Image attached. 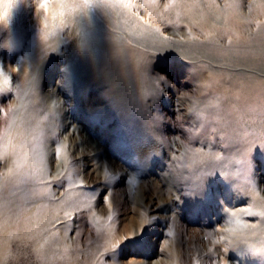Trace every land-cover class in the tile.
<instances>
[{"label": "rangeland", "instance_id": "374dc122", "mask_svg": "<svg viewBox=\"0 0 264 264\" xmlns=\"http://www.w3.org/2000/svg\"><path fill=\"white\" fill-rule=\"evenodd\" d=\"M251 1L237 0L239 21ZM133 2L96 0L70 40L49 43L34 61L33 6L14 29L21 39L0 29V208L7 190L24 196L26 209L54 207L52 220L65 218L54 236L78 264H220L206 252L222 245L225 264H251L260 243L246 239L245 220L257 221L238 212L247 200L232 197L236 180L263 191L264 92L252 103L235 96L240 83H264V35H256L264 19L255 16L245 41L232 29L197 38L179 19L157 22ZM227 11L221 3L218 14ZM137 63L145 83L128 106L109 88L123 86L122 66ZM172 170L179 176L170 184ZM21 172L33 176L22 186ZM155 191L171 196L166 211H153ZM10 241L3 264H42L30 238Z\"/></svg>", "mask_w": 264, "mask_h": 264}, {"label": "bare ground", "instance_id": "6f19581e", "mask_svg": "<svg viewBox=\"0 0 264 264\" xmlns=\"http://www.w3.org/2000/svg\"><path fill=\"white\" fill-rule=\"evenodd\" d=\"M95 1L96 0H0V29L10 26L8 32L13 33L14 36L21 39V34L23 33L20 30L14 32V29L16 26L18 27L25 13L33 6L39 27L37 33L31 38L28 58L34 61L41 55L43 49L49 43L55 47L57 42L61 40H70L73 34L77 32V30H80L79 21L86 18L84 12L92 10V3L94 4ZM129 1L130 0H124L126 3H129ZM134 2L137 4V9H145L150 19L159 22V20L162 21L163 16L169 14V17L172 18L173 21L179 19L180 22L187 24L189 31L193 33L194 36H199L200 38L207 37L214 39V37L222 33L223 29H232L238 37H243L242 39L245 41L247 39L246 35L253 31L252 25L256 23L255 16H260L264 19V0L248 2L250 13L247 15L248 17L244 22L237 19L242 15L241 6L237 3V0H168L165 5L159 3L158 0H134ZM223 2L228 4L229 11H227L226 15L218 14L221 3ZM63 31H68V35H66L64 39H61L60 34L63 33ZM256 35H264V24L259 28ZM182 41L185 42L184 44L186 45L191 44L189 40ZM137 54V52L130 50V58L131 55L134 56ZM125 62L127 61L123 63ZM126 65L127 64L122 66L123 69L119 74V78L122 77L126 81L125 84L119 86L118 82L114 81L110 84L109 92L116 93L119 100L121 99L125 101L128 106H132V100H134L135 95L138 97L139 94L137 90L142 88L145 83L144 67L141 63L133 64L129 67ZM23 71L26 72L27 68H24ZM2 78L3 76L0 74V80H2ZM238 87L239 92L235 97L239 100L246 99L247 102L249 101L251 103L255 91L260 89L264 92V83H253L251 85L240 83ZM35 122L37 123L35 126L39 127V122ZM34 135L35 131H33V136ZM30 141L29 139L26 141L27 143L24 144L27 151H30V147L33 145ZM26 156H21L18 162L19 168H25L24 166L29 158L28 155ZM177 171L174 172L172 170L167 176L170 184L177 181V176H179ZM19 178L22 180V183L20 182L22 186L27 181H31L33 176L21 172L17 179ZM233 187V193H235L232 197L233 200L240 201V199L243 198V201L247 200L246 205L249 206L248 211H238L240 215L257 221L252 224L245 220V225L250 227V229L248 228L247 230L246 239L255 240L256 242L258 241L257 243L264 244V187L263 191L256 192L246 180H236ZM159 193V191L154 192V194H156V200L154 199L155 202L152 204L155 205L153 211L157 213L167 210L163 202L171 198L169 195L168 198L163 199ZM4 196L7 199V205L0 208V264L8 260L9 256L7 254L9 244L11 243L10 240H12V238L25 239L26 237L35 242L37 250L40 252L44 251L43 256H39L42 264H78L73 261V256L63 248L64 241L54 236L56 232L55 228L58 224L65 222V218H59L56 223V220H52V211L54 207L52 208L44 204L45 206L42 205L40 208H46L47 211L41 210L40 208L36 209V207H29L26 209L21 203L24 199L22 197L24 196L15 198L13 190H7V192L3 193V197ZM69 201L70 199L66 197L62 200V203L66 205ZM160 224H162V222ZM260 244L252 248V255H250L249 260L251 264H264V245ZM210 248L211 246H209L206 252L207 257H212L218 253L220 256L218 262L220 264H225L227 260L225 256H227L230 250L226 249V247L224 249V245L216 250H211ZM164 254H166V252H164ZM84 260V264H89L88 258L85 257ZM236 263L235 261L229 262V264Z\"/></svg>", "mask_w": 264, "mask_h": 264}, {"label": "snow or ice", "instance_id": "6c2138e0", "mask_svg": "<svg viewBox=\"0 0 264 264\" xmlns=\"http://www.w3.org/2000/svg\"><path fill=\"white\" fill-rule=\"evenodd\" d=\"M69 72H71V69H69ZM58 153H59V149H57V154H58ZM140 231H141V233H142V232L144 231V229L142 228ZM135 236H136V235H132V236H127V237H125L124 240H122L118 245H115L114 248H120V246H121L122 244H124L125 242L135 239ZM129 259H132V258H129Z\"/></svg>", "mask_w": 264, "mask_h": 264}]
</instances>
